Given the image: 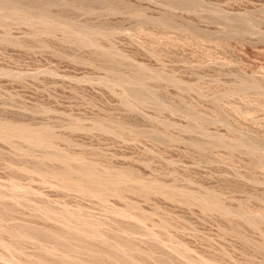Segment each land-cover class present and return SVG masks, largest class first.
<instances>
[{"label":"rangeland","instance_id":"rangeland-1","mask_svg":"<svg viewBox=\"0 0 264 264\" xmlns=\"http://www.w3.org/2000/svg\"><path fill=\"white\" fill-rule=\"evenodd\" d=\"M15 1L0 264H264V0Z\"/></svg>","mask_w":264,"mask_h":264},{"label":"bare ground","instance_id":"bare-ground-1","mask_svg":"<svg viewBox=\"0 0 264 264\" xmlns=\"http://www.w3.org/2000/svg\"><path fill=\"white\" fill-rule=\"evenodd\" d=\"M18 4V3H17ZM46 2L45 1H41V0H37V1H34V2H30V3H28L27 4V6H24L23 7V9H24V11L25 12H31L32 13V11H35L36 9L37 10H43L44 8H45V6H46ZM22 5V4H21ZM16 8H18L17 7V5H16V1L15 0H2V1H0V11H6L7 13H14V10H18V9H16ZM40 10V11H41ZM45 11V10H44ZM40 13H42V11L40 12ZM25 14H27V13H25ZM45 14V13H44ZM43 14V15H44ZM48 14V13H47ZM2 15V14H1ZM23 15V14H22ZM42 15V14H41ZM46 15V14H45ZM4 16V15H3ZM40 16V15H39ZM46 19V18H45ZM83 30V29H82ZM81 30V31H82ZM82 32H84V31H82ZM81 32V33H82ZM69 33H70V31H69ZM72 35V34H71ZM75 35V34H74ZM83 35V34H82ZM74 37V36H73ZM76 37V36H75ZM85 38V37H84ZM81 38H79L78 40H80ZM83 39V38H82ZM75 40V39H74ZM83 40H86V38L85 39H83ZM82 41V40H81ZM82 42H84V41H82ZM81 42V43H82ZM130 80V79H129ZM132 80V79H131ZM132 82V81H131ZM133 83L135 84V83H137V82H134L133 81ZM134 90H136V89H134ZM137 92V91H136ZM67 169V168H66ZM68 171V170H67ZM67 171H62L61 173L60 172H58V173H60L61 175H60V177H63V178H65L66 179V176L68 175V173H67ZM82 174H79V176L81 175V179H82V181H84V182H90V181H92V177H91V171H90V169L88 168V169H83L82 171ZM80 172V173H81ZM123 179V178H122ZM78 180V179H77ZM67 181V180H66ZM65 181V182H66ZM82 184V183H81ZM84 185V184H83ZM82 185V186H83ZM89 185H91V184H89ZM97 185L99 186V183H97ZM96 184H94L91 188V191H94V190H97L98 189V186H97ZM102 185V184H101ZM103 186V185H102ZM80 189V188H79ZM82 189V188H81ZM84 189V188H83ZM103 191V190H102ZM102 194V193H101ZM95 196V195H94ZM97 197H100L99 196V194H98V196ZM102 198V197H101ZM93 229V228H92ZM92 232V231H91ZM90 233V232H89ZM88 233V234H89ZM98 233V232H97ZM83 234V233H82ZM95 234V233H94ZM93 234V235H94ZM49 235H51V234H49ZM79 235V234H78ZM96 235V234H95ZM94 235V236H95ZM47 236H48V234H47ZM80 236V235H79ZM86 236H88V235H86ZM49 237V236H48ZM57 237V236H56ZM81 237H82V235H81ZM78 238V237H77ZM79 239V238H78ZM85 239H87V238H85ZM95 239H97V237L95 238ZM94 239V240H95ZM52 240V239H51ZM54 240V239H53ZM80 240V239H79ZM78 240V241H79ZM89 240H90V238H89ZM101 240V239H100ZM55 241H56V239H55ZM60 241V240H59ZM77 241V242H78ZM86 241H88V240H86ZM93 241V240H92ZM76 243V242H75ZM83 243V242H82ZM73 244V243H72ZM109 244V243H108ZM61 245V244H60ZM64 245V244H63ZM62 245V246H63ZM66 246V245H65ZM64 246V247H65ZM68 247H69V249L71 248L69 245H67ZM67 247V248H68ZM75 247V246H74ZM73 247V248H74ZM88 247V246H87ZM113 247V246H112ZM63 248V247H62ZM72 248V249H73ZM108 250V249H107ZM63 251V250H62ZM67 251H68V249H67ZM90 251V250H89ZM117 251V250H116ZM114 252V251H113ZM109 253V252H108ZM115 253V252H114ZM121 253V252H120ZM119 254V253H118ZM114 255V254H113ZM64 257V256H63ZM62 257V258H63ZM108 257V256H107ZM113 257V256H112ZM65 258V257H64ZM105 258H106V256H105ZM118 258V257H117ZM120 258H122L121 256H120ZM116 259V258H115ZM114 259V260H115ZM67 260V259H66ZM107 260V259H106ZM116 261V260H115ZM105 262V261H104ZM108 262V261H107ZM113 262V261H112ZM130 262V261H129ZM108 263H110V262H108ZM114 264V263H113ZM130 264V263H129ZM133 264V263H132Z\"/></svg>","mask_w":264,"mask_h":264}]
</instances>
